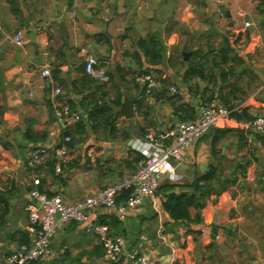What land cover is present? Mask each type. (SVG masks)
<instances>
[{
	"label": "crops",
	"instance_id": "0c3cea01",
	"mask_svg": "<svg viewBox=\"0 0 264 264\" xmlns=\"http://www.w3.org/2000/svg\"><path fill=\"white\" fill-rule=\"evenodd\" d=\"M19 30L25 33L23 46L10 44L7 37ZM151 35L154 42H148ZM222 47L228 49L224 59L216 54ZM82 48L96 57L108 82L83 80ZM199 64L207 78L184 79L188 67ZM45 66L49 76L41 74ZM145 72L157 82L150 94L134 83ZM55 88L62 94L55 96ZM220 96L248 119L264 115L259 0H0V194L8 205L0 221V264L20 245L21 232L28 243L32 238L27 231L32 189L58 195L65 204L91 195L135 171L138 152L129 141L150 134L170 143L181 121L177 109L191 107L195 117L204 100L221 103ZM123 97L133 100L132 119L121 111ZM54 101L83 112L80 124L71 126V160L59 177L51 168L52 150L62 138ZM96 104L115 112L113 134L103 125L91 130L87 110ZM32 149L45 152L42 164L27 165ZM210 165L228 180L226 188L206 196L201 208H189L190 218L199 215L200 223L174 222L162 202L171 192L189 191L184 186ZM174 166L177 179L163 177L137 208L98 207L84 221L68 222L51 239V257L35 264H127L133 250L148 252L152 264H194L195 254H210L218 243L241 247L243 225V236L251 240L241 249L249 258V246L264 242V134L234 124L213 127ZM165 183L176 187L163 188ZM89 223L104 224L123 240L113 261L104 259L97 236L86 229ZM212 227L218 240H211ZM255 229L261 231L253 236Z\"/></svg>",
	"mask_w": 264,
	"mask_h": 264
},
{
	"label": "built area",
	"instance_id": "2783aa9c",
	"mask_svg": "<svg viewBox=\"0 0 264 264\" xmlns=\"http://www.w3.org/2000/svg\"><path fill=\"white\" fill-rule=\"evenodd\" d=\"M222 16L223 13H220V17ZM248 26L249 24L245 23L243 28L246 29ZM24 34L23 30H19L8 36L7 41L10 44L23 46ZM80 52L85 56V74L100 82H108L107 74L97 68L96 57L87 53L84 48ZM41 74L49 76L48 67L45 66ZM134 83L145 89L146 93H149L157 84L151 72L136 74ZM170 90L172 93L176 92L174 87H171ZM54 94L55 96L61 95V89L55 88ZM53 109L62 134L60 142L52 150L53 169L54 174H61L64 166L71 160L69 146L71 136L67 132L71 126L82 120L83 112L60 101H54ZM231 113L232 110L215 100L202 103L199 112L193 119L181 120L176 123L174 131L171 133L173 140L170 143L157 140L150 134H147L142 140L129 141L128 146L144 156V159L137 163L135 171L113 183L106 184L99 191L84 196L72 204H65L58 195L48 197L46 194L32 189L28 194L32 208L28 215L30 226L27 229L32 238L29 243L21 244L11 251L5 257L3 264H35L42 260H48L52 252L50 242L56 232L68 222L84 221L86 214L98 207L117 208L119 211L137 208L146 197L152 196L158 190L163 177L168 181L177 179L174 163L182 159L183 151L213 127L234 124L246 132L257 135L264 134V115H256L248 120H237ZM45 156V152L32 149L26 155L25 161L28 166H37L43 163ZM124 192L128 193L127 197L125 200L118 201ZM86 229L97 236L105 260L113 261L121 254L123 240L119 236H111L106 225L89 223L86 225ZM218 239L219 236L216 234L215 240ZM127 264H152V259L144 250H133L128 254Z\"/></svg>",
	"mask_w": 264,
	"mask_h": 264
},
{
	"label": "trees",
	"instance_id": "16d2710c",
	"mask_svg": "<svg viewBox=\"0 0 264 264\" xmlns=\"http://www.w3.org/2000/svg\"><path fill=\"white\" fill-rule=\"evenodd\" d=\"M155 35H151L148 38V42H154L155 41ZM141 42V41H140ZM139 42V44H140ZM158 52V49L153 50V54L156 55ZM228 49L227 47H222L219 49L216 54H218L222 59H224V56L227 54ZM209 53L212 52H208ZM207 54L204 55V57L208 56ZM202 64H199L198 66H189L188 69L185 71V77L184 79H191L192 77L199 78L201 80H204L207 78L203 72H202ZM209 77V76H208ZM212 79V77H209ZM83 80L89 81L91 83L94 82V79L91 78L89 75L84 74ZM145 91V89H143ZM152 91L149 92L152 93ZM220 102L222 105L226 106L228 109L232 110L231 115L237 119V120H248V115L245 114L244 110H241L238 112V109L234 108V105L232 104V101L230 99H224L220 96ZM213 100L210 98L206 99L203 101V103H209ZM67 104V103H66ZM69 105V104H68ZM118 105V104H117ZM72 108V107H71ZM177 115L179 120H190L193 119V114L194 110L191 107H180V109H177ZM188 113H190L188 115ZM243 116V117H242ZM87 118L89 122V126L91 130H94L97 125H103L104 127L108 128V133L111 135L116 131V128L113 124V121L115 120V112L110 113V108L106 105L102 104H96L92 108L87 110ZM99 118V119H98ZM98 119V121H96ZM96 123V124H94ZM77 124H80L78 122ZM76 125V124H75ZM82 126V125H80ZM82 128V127H81ZM71 128L67 132L71 136V142L69 143V146L72 145V134H71ZM82 130V129H81ZM215 149V142L212 143V152H214ZM136 158L135 161L138 163L140 160L144 159V156L141 155L140 153H136ZM54 158L52 159L51 163V168H52V173H54ZM56 175V174H55ZM60 174H57L56 177H59ZM227 179L221 180L217 175H216V167L213 165L209 166V169L206 173L200 174V175H195L189 185H186L184 187H188L189 191L185 192H180L178 194H175L174 192L169 193L165 200L162 202V207L165 212L168 213L169 217L174 221V222H186V223H200V217L199 215H196L195 218L192 220L190 218L189 214V208H201L203 206V199L206 196H209L210 194H218L221 191H223L226 188V182ZM233 181V180H231ZM183 187L182 185H180ZM179 186V187H180ZM163 188L166 189H173L176 187L175 184H168L165 183ZM42 193V192H40ZM48 197L54 196L53 193L50 192H44ZM128 193L124 192L119 198L118 201L125 200L127 197ZM8 205L6 199L0 194V221L4 217L6 211H7ZM20 233V232H19ZM20 240L19 243L21 244H27L28 243V237L25 233L21 232L20 233Z\"/></svg>",
	"mask_w": 264,
	"mask_h": 264
},
{
	"label": "rangeland",
	"instance_id": "374dc122",
	"mask_svg": "<svg viewBox=\"0 0 264 264\" xmlns=\"http://www.w3.org/2000/svg\"><path fill=\"white\" fill-rule=\"evenodd\" d=\"M243 231H241L240 237H241V242L240 246H237L235 243L230 246H225L223 243L221 245H216L211 249V255L210 254H195L194 258V264H251L252 261L256 260L258 264H264V242L259 241L258 243H252L249 248H250V253H249V258H244V250L241 248L247 246L245 245L246 239L251 240L249 236H243L244 232V225L242 226ZM261 231V230H260ZM260 231H257L256 229L253 231L255 234L251 235H256L260 233ZM258 238V237H257ZM254 239V238H253Z\"/></svg>",
	"mask_w": 264,
	"mask_h": 264
},
{
	"label": "water",
	"instance_id": "95a60500",
	"mask_svg": "<svg viewBox=\"0 0 264 264\" xmlns=\"http://www.w3.org/2000/svg\"><path fill=\"white\" fill-rule=\"evenodd\" d=\"M264 4V0H259ZM189 55L188 53H183L184 60H188L187 56ZM121 111L124 114L126 119H132L134 116V105H133V100L123 97L122 102H121ZM219 172V169H218ZM217 234V229L215 227H212L211 229V240H215V235ZM251 264H258L256 260L252 261Z\"/></svg>",
	"mask_w": 264,
	"mask_h": 264
}]
</instances>
